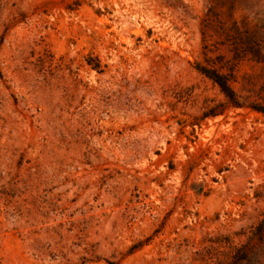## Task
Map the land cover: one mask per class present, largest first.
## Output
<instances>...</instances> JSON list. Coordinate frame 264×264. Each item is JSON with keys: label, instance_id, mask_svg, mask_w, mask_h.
<instances>
[{"label": "rangeland", "instance_id": "374dc122", "mask_svg": "<svg viewBox=\"0 0 264 264\" xmlns=\"http://www.w3.org/2000/svg\"><path fill=\"white\" fill-rule=\"evenodd\" d=\"M255 109L264 0H0V264H264Z\"/></svg>", "mask_w": 264, "mask_h": 264}, {"label": "trees", "instance_id": "16d2710c", "mask_svg": "<svg viewBox=\"0 0 264 264\" xmlns=\"http://www.w3.org/2000/svg\"><path fill=\"white\" fill-rule=\"evenodd\" d=\"M218 82V84H220V86L224 89V90H227V86H225L223 83H222V81H217ZM255 110H257L258 112H261V113H263L264 114V109H255Z\"/></svg>", "mask_w": 264, "mask_h": 264}]
</instances>
